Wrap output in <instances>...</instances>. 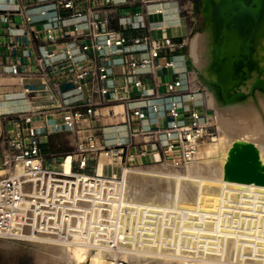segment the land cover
I'll list each match as a JSON object with an SVG mask.
<instances>
[{"label":"bare ground","instance_id":"obj_1","mask_svg":"<svg viewBox=\"0 0 264 264\" xmlns=\"http://www.w3.org/2000/svg\"><path fill=\"white\" fill-rule=\"evenodd\" d=\"M167 10L166 19L178 18L175 3ZM212 11L210 6L208 19ZM263 19L256 30L259 67L242 87L250 96L236 104H226L213 86L217 82V72L211 69L215 26L209 24L190 39L193 76L205 85L207 104L216 113L217 156L187 163L182 171L170 164L122 168L117 199H109V206L95 204L100 206L97 210L87 209L94 220L99 213L98 224L97 220L85 224L96 239L76 236L69 244H59L29 232L17 239L0 236V249L11 251L19 247L18 242L32 243L36 264H116L119 259L129 264H264V185L224 178L229 151L238 140L254 143L264 163ZM259 82L263 87L256 86ZM197 98L202 99V94ZM108 162L102 161L99 174L109 163L111 170L116 166ZM64 168L70 172L71 162L66 161ZM97 226L99 230L93 231Z\"/></svg>","mask_w":264,"mask_h":264},{"label":"built area","instance_id":"obj_2","mask_svg":"<svg viewBox=\"0 0 264 264\" xmlns=\"http://www.w3.org/2000/svg\"><path fill=\"white\" fill-rule=\"evenodd\" d=\"M58 3L68 16L78 19L74 23L77 32L79 25L84 24L87 29V42L79 40L86 56L76 65L71 81L73 97L83 93L88 78L99 79L104 86L93 92L104 95L106 103L124 104L127 118L136 124L133 136L140 135L162 149L163 160H171L175 167L200 160L203 147L213 136L208 132L209 117L203 100L197 98L199 88L194 87L190 74L185 81L175 78L166 82L163 93L157 88L158 60L175 49L173 38L154 40L149 35L130 40L117 35L110 28V22L100 18L102 8L115 5L116 0H58ZM41 14H46V10ZM27 20L31 21V18L27 17ZM46 36L49 40L54 39L53 28L46 30ZM110 58L112 63L107 66L95 64L97 59ZM88 61L95 64L92 70L86 64ZM174 64L170 60L164 66L175 68ZM122 67L125 76L109 84L112 69ZM11 71L18 74L20 69L13 65ZM82 100L77 99L64 107L63 125L71 133L80 131L85 115L93 120L97 118V104L80 103ZM36 113H20L10 120L9 126L6 123L7 128L11 127V133L0 145V171L4 172L0 175V236L17 239L32 232L48 236L59 244H69L76 236L81 240H89L92 236L96 239L95 232L91 235V228H85V224L95 220L98 224L99 213L94 220L87 209L92 207L97 210L100 206L95 204L109 206V199H117L116 187L122 184L121 173L118 177L114 174L101 175L97 171L88 173L87 162L91 161L86 157L80 160L76 170L69 155L65 159H45L41 154L43 134L35 125ZM152 116L165 118L166 126L161 127L156 122L149 127L147 123ZM84 142L96 152V157L99 152L104 153L107 159L114 154L120 156L121 163L116 166L132 163V156L127 157L124 153L130 144L101 147L91 136L78 144V150L83 151ZM66 161L71 162L70 172L65 171ZM108 165L111 166L110 163ZM98 230L99 226L93 231ZM125 263L121 260L117 262Z\"/></svg>","mask_w":264,"mask_h":264},{"label":"crops","instance_id":"obj_3","mask_svg":"<svg viewBox=\"0 0 264 264\" xmlns=\"http://www.w3.org/2000/svg\"><path fill=\"white\" fill-rule=\"evenodd\" d=\"M116 1L115 5L102 8L100 18L108 20L110 28L117 35L130 40L149 35L154 40L171 37L176 44L173 51L158 60V91L165 92V83L175 78L187 80L191 62L186 50V37L190 26L181 15L178 0ZM174 3L178 18L169 21L166 19L169 15L167 8ZM155 7H161L163 12L151 14V8ZM43 10H46L44 15L41 14ZM77 20L60 8L58 0H0V130H3L2 133L0 131V145L11 133V127L7 128L6 123L9 126L10 120L20 113L36 111L35 125L43 134L41 154L45 159L65 158L70 152L69 148H77L78 144L93 136L101 147L130 144L124 153L127 157L132 156L133 164H151L163 160L162 149L140 135H132L136 124L127 118L123 103H106L104 95L93 92L104 86L99 79L88 78L83 93L73 97L71 81L76 65L86 56L79 40L87 42L85 25H79V32L75 30L74 23ZM49 28H53V40L46 36ZM170 60L174 61L175 68L164 66ZM101 63L107 66L112 63V58L97 59L95 64L99 66ZM86 64L91 70L95 65L91 61ZM13 65L19 67L18 74L12 73ZM112 73L109 84L113 80H121L125 76V69L114 68ZM80 98L83 99L80 103L97 104V118L93 120L85 115L80 131L71 133L63 125L64 107ZM156 122L161 127L167 124L165 118L152 116L147 125L153 127ZM100 157V160L106 159L103 155ZM116 159L121 163L120 156L116 155ZM80 160L74 159L76 168ZM100 165L96 170L87 172L99 173Z\"/></svg>","mask_w":264,"mask_h":264},{"label":"rangeland","instance_id":"obj_4","mask_svg":"<svg viewBox=\"0 0 264 264\" xmlns=\"http://www.w3.org/2000/svg\"><path fill=\"white\" fill-rule=\"evenodd\" d=\"M216 2L215 0H178V4L180 6V10H181V15L182 17H184L186 19V21L188 22L189 26H190V32L188 34V36L186 37V43H187V48L186 50L188 51L189 54V50H190V42H191V38L194 37L196 35V33L202 32L205 29H207V27H209V24H213V19L215 17V10H216ZM212 7V13H211V18H207L208 17V12L207 10L209 9V7ZM226 6V4L224 5ZM229 6V4H228ZM158 8L159 7H155V8H151V14H156L159 13L158 12ZM259 8V9H256ZM153 10V11H152ZM258 11V12H257ZM252 15H246L244 16L241 20L239 21V23L235 22H231V24H226V27L228 29V34H232L235 31H238L240 34L241 33H245V30L252 27L254 25V23L256 22L255 20L257 18H260L258 24H256L254 26L255 31L253 33V38L251 39V41L253 42L252 47H250V58L245 57L243 60H239L235 63L232 64L231 66V78L229 79L228 82L225 83V87H226V93L227 96L230 98L232 97L234 94L236 93H241V95L239 97H237L236 99H234L233 101L231 100L229 103L224 99V97L221 94L220 88L216 85V83L213 84L217 95L226 102V104H236L239 102H242L243 100H245L246 98H248L250 96L249 92H242V87L243 85L251 78V74L255 71L258 70L259 67V61L258 59L255 57V52H256V41H257V28L261 23V20L264 17V4L262 6H255L252 9ZM261 15V16H260ZM240 20V19H239ZM264 21V19H263ZM262 21V22H263ZM241 22V23H240ZM214 25V24H213ZM235 30V31H234ZM256 33V35H255ZM195 34V35H194ZM242 34V35H243ZM194 35V36H193ZM233 35V34H232ZM231 35V36H232ZM214 42H213V46H212V54H213V62L211 63V69L214 70L215 72H217L214 69V66L217 65L218 68H221L222 66L219 65L218 63L216 64L215 59L217 58V55H220V51L221 49L224 50H229V47H227L226 42L223 41V39L221 37L217 36V32L215 29V36H214ZM191 39V40H190ZM220 39V40H219ZM244 49V47H241V51ZM232 50V49H230ZM234 56V55H232ZM190 62H191V66L189 69V74L193 79V84L194 87L199 88V92L202 94L203 98V106L205 107L206 111L208 112V117H209V133L213 136L212 140L208 141L207 145L203 147L202 149V154H201V158L200 160H198V162L203 161L204 158H214L215 156H217L218 154V140L220 138V131H219V126L217 123V121L215 120V116L216 113L214 112V108L209 107L208 106V101H206V97H207V91L205 89V85L198 81V78L196 77V75L193 76V74H195V67L192 66L194 65L192 63V59L189 57ZM256 68V69H255ZM242 74V75H240ZM216 81L218 82L219 80V76L217 73L216 76ZM199 82V83H198ZM217 86V87H216ZM209 107V108H208ZM213 120V121H212ZM80 145H77V148H79ZM76 147H72L69 148L68 150L70 151L68 153V155L70 156L71 160H72V164L73 167L75 168V170L78 168H76L74 166V159L75 161H77L78 159H82L83 157H86L88 159H90L89 161L91 162H87V170H93V169H97L98 165L103 162H114L115 164L120 163L119 160L116 159L115 157H111L110 159H107L104 156V153L102 154V152H99L100 155H103L104 160H100V155L99 157L95 155V151L90 150L89 145L84 142L83 144V151L78 150ZM67 155V156H68ZM61 158L63 156H60ZM66 158V157H65ZM64 158V159H65ZM77 159V160H76ZM91 159H95V160H91ZM108 162V163H109ZM167 165L170 164L173 167H175L173 165V162L171 160H161L159 162L156 163H151V164H140V165H136V164H127V165H117L115 166L112 170L110 169L109 165L105 164V168L107 170H105L106 174H114L115 176H119V174L121 173L122 168L127 167V168H131V169H148V168H155L154 165H156L158 167V165ZM185 167L184 165L182 167H175L177 170L182 171ZM109 168V169H108ZM118 169V170H117ZM115 171V172H114ZM96 172V171H95ZM4 173L3 171L0 172V175ZM105 174V173H104ZM19 243V247L13 248L11 251H6V250H1L0 249V264H36V256H35V250H34V245L32 243H27V242H18ZM4 252V253H3ZM4 255H3V254ZM6 253V254H5ZM120 260V259H119ZM117 260V262L119 261ZM121 261H125L123 259H121ZM125 264H129L127 263V261H125ZM117 264V263H116Z\"/></svg>","mask_w":264,"mask_h":264},{"label":"water","instance_id":"obj_5","mask_svg":"<svg viewBox=\"0 0 264 264\" xmlns=\"http://www.w3.org/2000/svg\"><path fill=\"white\" fill-rule=\"evenodd\" d=\"M215 1H217L215 10L216 15L212 18L213 24L217 36L221 37L223 41L226 42L227 47H229V50L221 49L220 55H217L215 59L216 64L218 63L222 66L221 68H218L217 65L214 66L219 76L216 85L220 88L221 94L225 100L231 101L239 97L241 93H236L229 98L226 93L225 83L228 82L231 76L232 64L239 60H243L245 57L250 58L251 51L249 48L253 45L251 39L255 31L254 26L259 22L260 18H257L254 25L246 29L244 34H240L238 31L234 30L235 32H233L231 36L228 34L229 31L226 24H231V22L234 21L239 23L244 16L252 15V9L257 5L262 6L264 0ZM225 4L226 6H224ZM241 47H244L242 51L240 50ZM261 84L262 83L259 82L256 86L263 87ZM224 178L225 180L240 183L264 185V163L260 159L259 150L254 143L244 140L234 142L224 167Z\"/></svg>","mask_w":264,"mask_h":264},{"label":"flooded vegetation","instance_id":"obj_6","mask_svg":"<svg viewBox=\"0 0 264 264\" xmlns=\"http://www.w3.org/2000/svg\"><path fill=\"white\" fill-rule=\"evenodd\" d=\"M219 40H220V39H219ZM230 78H231V77H230ZM230 78H229V79H230ZM228 81H229V80H228Z\"/></svg>","mask_w":264,"mask_h":264}]
</instances>
